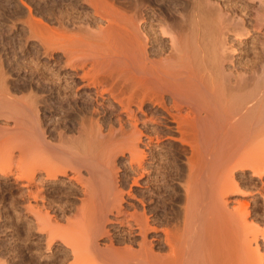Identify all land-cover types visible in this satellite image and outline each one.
<instances>
[{"label":"bare ground","instance_id":"obj_1","mask_svg":"<svg viewBox=\"0 0 264 264\" xmlns=\"http://www.w3.org/2000/svg\"><path fill=\"white\" fill-rule=\"evenodd\" d=\"M128 1V14L119 0L84 1L105 24L93 41L53 38L47 28L59 50L49 48L56 61L43 71L46 90L51 100L62 93L73 114L52 144L38 128V112L26 107L30 127H15L16 151L32 147L34 164H54V172L43 168L48 181L77 184L79 204L62 226L41 210L42 193L30 179L39 165L31 162L28 170L22 165L31 172L25 182L10 177L27 198L37 193L24 209L40 227L61 230L72 258L81 257L76 264H264V63L251 81L246 71L254 34L264 30V0H250L251 23L239 12L227 21L217 1L177 0L179 14L156 0ZM32 21L45 36L43 23ZM5 103L13 101L4 91ZM14 106L9 113H21ZM5 150L2 162L11 160ZM113 231L126 233L123 247Z\"/></svg>","mask_w":264,"mask_h":264},{"label":"rangeland","instance_id":"obj_2","mask_svg":"<svg viewBox=\"0 0 264 264\" xmlns=\"http://www.w3.org/2000/svg\"><path fill=\"white\" fill-rule=\"evenodd\" d=\"M78 1L77 0H0V57H1L0 58V91L6 92L8 97L11 98V100L13 101V103H12L13 106L16 105V103L18 102L17 103L18 106L16 105V107L18 108L17 110H19V108H20L19 111L21 112V113L18 112L16 115H15V113H13V114L11 112L9 113V110H7V109H9L10 107L13 108L12 104L8 103L10 106L6 103L5 104L8 106L2 104V105H4L6 111L4 110V108H2V105L0 104V133H1L0 134V154H1V156H0V165L1 166L0 167H2V168H0L1 169L0 171H2V169H3L4 170L3 172H5V174L7 173L6 175L3 173V176H2V173H0V264H73V262L75 261V259L72 258L73 256H72V253L70 251V246H69L70 244L66 245V243H67V242L65 243L66 239L64 240V238H61V237L59 238V236H61V235H62V237L64 236L62 233L59 234V232H61V230L59 229V231L57 230L58 231L57 232V231H55V228L51 229V226L49 225L47 227L46 224H45L46 227H44L45 225L43 223L41 224V227H40L39 225H37V223L38 224H40V223L36 220V217L34 219V216L32 214L33 212L31 211V214H29L30 210L26 211L24 209L25 205L23 206V204H26L28 199L30 200L31 205H32V203L33 204L35 203L31 198V195H32V193L34 194V192H31V195L29 196L30 198L29 197L27 198L26 196H28V192H27V194H25L26 190H24L23 188H19L17 185H15V183L12 182V179L10 177H12V175H13L14 176L13 178H15L16 174L19 176L21 175L20 178L19 177L16 178L17 182H19V181L25 182V179H23V178L24 177L26 178V175L30 172V170H29V172H27V174H26L25 170L26 169L28 170V167L31 168V162L33 164L32 166H34V165L38 166L40 164V161H38L39 162L38 165L34 164V162L32 161L33 158L31 159V157L34 156V159L36 158L34 161L37 163L36 160H38V158L36 157V154L38 152L36 153V151L33 150L32 147H30V149L28 148L29 150H26L25 152H21V153H23V155L19 153L20 151L19 152L16 151V150H19V148H18V145L15 143L16 138H14V137L16 136V134H14L15 133L14 130L16 128H19V126H20V128H25V129H28V127H30L29 119L31 117H30L29 111L27 112L28 106L29 107L31 106L30 109H32L33 111L35 110L36 112H38L37 113L38 118L36 120V122L40 123V124H38L40 126V127L38 126V128H39V130L40 129L42 130V137L44 136L43 137L44 140L45 141L48 140L49 143H52V144H54L53 142L56 143V141L59 138V134H57V133H59L60 131L55 130V129L62 130L61 127L64 125V123L66 121L64 119L68 120L69 116L73 114L72 113L73 110L67 105L66 102H64V99H63L64 96L62 95V93H59L58 95H56L57 99L55 98V99L51 100L52 98L50 97V94L47 92L48 88H46V82H47L46 79L47 78H46V75L43 74V71L50 70V68L53 67V65L55 64L54 62L56 61V60H54L56 53H54L55 55L49 54L50 52H52V50L54 48H56V45H53V40H52L53 38H55L58 35H61V36L63 35L65 37H70L71 39L78 38V39H83L84 42L85 41L89 42V41H93L96 39L95 35H94V33H95L94 31H96L98 28H100L99 26L105 25L102 21H101L102 22L101 23L98 20V18L95 17V15H93V13L89 7H86L85 5H83L85 0H80L79 3H78ZM119 1L122 3H116V5H118V6L120 5L123 8V10L125 9L127 11L126 12L124 10L125 13L128 14V12L130 11V8L132 7L131 3L128 0H125V1L119 0ZM141 1H146V0H141ZM164 1H165V3L163 4L162 0H156V2L160 3L162 6H164V7L166 6L167 8L169 7V9H171V11L175 12L176 14H179L178 12H180L181 7L183 6V5H181L180 1L163 0V2ZM168 1H169V3H168ZM189 1L185 0V2H189ZM192 1H195V0H192ZM210 1L213 4L217 1L214 5H216V4L221 5L219 7L224 12L225 19L227 18V21H230V18L231 19H234V17L236 18L237 17L236 14L239 12L238 14H240V15H238V16H241L243 18L246 17L245 20H247V22H249V23L252 22L253 14H252V10L250 8V5H251L250 0H242V1L241 0H214V1L210 0ZM176 2H178V3H176ZM244 3H246V5ZM28 5L30 6V8H28L29 7ZM218 5H216V6H218ZM35 16L37 19L35 18ZM31 19L34 21L37 20L38 23L40 22L39 25L37 24L38 26H40L43 23L42 25H44V26L42 28L46 27L45 29H47V28L51 29V26H52L54 34L51 32V35H50L49 30L47 29V31L44 30L45 34H46V32H47V34L44 36V32H43V34L41 36V33H37L38 27L36 28V26H35L36 24L34 25V22ZM30 21L32 22V26H31ZM60 21H61V23H59ZM155 22L156 21H154V23ZM53 24H56L57 26L53 25ZM61 25H62V27H61ZM40 30H42V29L39 28L38 31L41 32ZM262 30L263 29H261L260 31L255 33L256 35L254 34V42L255 43L254 42L252 43V46L254 47L253 48L254 53L252 51V58L253 59H252V61H250L251 63L246 66L247 76L249 77L250 81H251V79H253V78H251L252 75H253V77H255L254 76L255 73L261 69L262 64L264 63V57H263L264 55H263V51H261L262 46H260L261 41H262L261 38H262V36L264 37V33H263L264 30L263 31ZM8 31H10V32H8ZM55 32L57 33L56 35H55ZM261 33H262V35H260ZM49 35L52 36L53 38L49 37ZM256 37H257V39H256ZM48 40H49V42H48ZM50 42H52L53 46L50 45ZM48 44H49V46H48ZM43 45H45L46 47L44 46V48H43ZM47 47H48V49L49 48L50 49L53 48V49L52 50L49 49V51H48ZM65 47L66 46H64V49H66ZM56 49L59 50V48H56ZM43 50H45L46 53ZM60 50L63 51L62 48H60ZM237 50H236V52H239V50L238 51ZM40 51H41V56L39 53ZM50 55L52 56L50 58V60L49 61L46 60L45 57L46 56L49 57ZM42 56H44V57L42 58ZM41 67H43V68H41ZM46 69H48V70H46ZM257 69H259V70L255 71ZM50 72L54 73L56 71L51 70ZM249 74H250V76H249ZM37 78L40 80H44V82L45 81L46 82L42 83V81L41 82H40V80L38 81ZM37 81H38V83H37ZM63 82H65L64 78H63ZM35 84H37V85H35ZM67 87L69 89H64L66 92H71V90H73V88L71 86L70 87L72 89L69 86H67ZM67 87L65 86V88H67ZM33 94H35V95H33ZM38 95H40V96H38ZM33 96H35V97H33ZM59 96L61 97V99ZM61 100H63L65 105L64 104L62 105L63 102ZM21 106H22V108H24V106H25V108L27 107L26 110L22 109ZM16 107L14 106L15 109H16ZM35 107H36V109H35ZM68 110H69V112H68ZM4 112H5V114H4ZM22 112L25 113V116H24V113H22ZM66 112H67V114H66ZM60 113L62 115L63 114L64 115L62 116ZM70 113H72V114H70ZM67 115H69V116L67 117ZM15 116L19 119L17 120V118ZM22 118H25V119H22ZM58 118H59V121H58ZM54 121H56V123ZM53 123H54V125H52ZM21 125H23V126H21ZM24 125H25V127H24ZM4 127H5V129H3ZM49 127L53 128L54 131L50 130L51 131V133H50V131H48ZM2 130L5 132H3ZM9 132H10V134H9ZM10 135H12L13 141L11 140L12 137ZM9 136H10V138H8ZM29 139H30V141H29ZM6 140L8 142L9 141L10 142L7 143ZM26 140H28V141H26L27 144L33 143V141H31L32 140L31 137H29L28 139L26 138ZM4 146H6V147H4ZM8 147L13 148V150L10 148V150H11V152H10L8 150L9 149ZM3 148H4V150L6 149L5 150L6 154H8L7 152H9L10 154L12 153V155H13V156L12 155L10 156L11 160H8L6 162H4L5 160H3L4 167H3V162L1 161L2 155H3L2 154ZM176 148H177V146H175V149ZM27 151H28V153H27ZM34 151H35V153L33 154ZM3 153H4V151H3ZM16 153H19V155H17ZM55 153H56V156L59 155L58 152L53 151V153H51L52 156H55ZM24 154H26V155H24ZM51 154H49V155H51ZM7 157L9 158V155ZM12 157H14V158H12ZM3 158H5V157L3 156ZM41 163L44 164L43 161ZM47 163L44 165L46 166ZM59 164L63 168L64 167L68 168V166L64 163L63 164L58 163L57 166ZM22 165H24L25 170L23 169L24 167ZM25 165H30V166H25ZM52 165L55 166L54 164H52ZM39 166L37 167V169H35L36 167L35 168L33 167L35 170H33V168L31 169V170H33L31 172H33V173L31 174L32 176L31 175L30 176L33 178H31L29 176L30 179L32 180L31 181L32 183L35 182V179H37V181L40 183V185H39V183L36 181V184H37L36 187L40 188V193H42V195H40V193L38 195H40V197L44 200H42V199L40 200L39 199L40 197L36 196L37 197L36 200L38 199L37 203L40 204V205L38 204L37 206L40 207L41 210L44 209L43 211L47 210L48 211V212L46 211L47 214L49 213L48 215H51L50 217L53 216L52 217L53 219L56 220V217H57V220H58L57 222L59 224L61 223L60 226H62V224L65 225L64 223H65L66 219L69 217V214H71V211L75 208L76 204L79 202L78 197L80 196V190H79L78 186H76L77 184H75L73 182L72 183L74 185H71L72 184L71 182H69V184L68 183L65 184V183H60V182L48 181L50 176L48 175V177H47L46 173H48V171L46 173H44L45 171L43 170V168L45 170L49 169V173H50V169H53V166L52 167H49L50 165H47L46 167H44L43 165H42L43 167L42 166L39 167ZM55 169H57V168H55ZM55 169H53L51 171L54 172ZM59 169H61V168H59ZM36 170H37V172L40 173V175L37 172L34 173V171H36ZM41 172H43L44 175H42ZM83 173H84V176H86L84 169H83ZM45 174H46V176H45ZM37 175L40 177H38ZM6 177H7L8 181H7ZM41 177H42V179H39ZM46 177H47V179H46ZM51 177H52V175H51ZM59 178H61V177H59ZM44 179H46V180L44 181ZM9 181H11V182L9 183ZM49 182H51V183H49ZM33 184L35 185V183H33ZM16 186H17V188H16ZM41 188H42V190H41ZM20 189H21V191H20ZM19 191L21 192V194ZM22 192H23V194H22ZM11 194H12V196H11ZM34 195H37V193L35 192ZM41 203L43 204V206L45 208L44 207L42 208ZM26 207L28 208V206H26ZM65 217H66V219H65ZM47 218H49V217L46 216V218H44V219H47ZM63 221H64V223H63ZM43 228H45V230ZM46 228H50L51 230H54V231H51L50 229L48 230ZM120 232L121 231H119V232L113 231V235H114V238L116 240V245L119 247H123V244L121 245V242H122V239L124 241L127 238V235H126V233H122V232L120 233ZM63 244H65V245H63ZM79 258H81V257H79ZM79 258H77V260L74 262V264H76L77 261L81 260Z\"/></svg>","mask_w":264,"mask_h":264}]
</instances>
